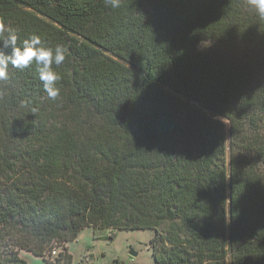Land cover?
I'll use <instances>...</instances> for the list:
<instances>
[{"label": "trees", "instance_id": "obj_1", "mask_svg": "<svg viewBox=\"0 0 264 264\" xmlns=\"http://www.w3.org/2000/svg\"><path fill=\"white\" fill-rule=\"evenodd\" d=\"M0 19L66 49L54 100L35 63L0 81V264H70L87 227L153 230V264H264V20L247 0H0Z\"/></svg>", "mask_w": 264, "mask_h": 264}, {"label": "rangeland", "instance_id": "obj_2", "mask_svg": "<svg viewBox=\"0 0 264 264\" xmlns=\"http://www.w3.org/2000/svg\"><path fill=\"white\" fill-rule=\"evenodd\" d=\"M227 142H229V122L225 120ZM154 232L151 229L118 230L87 227L81 230L74 241L68 242L67 251L71 254L70 264H153L149 240ZM55 247V257L59 251ZM130 250L136 252L130 254ZM20 256L27 264H43L42 258L22 250Z\"/></svg>", "mask_w": 264, "mask_h": 264}, {"label": "clouds", "instance_id": "obj_3", "mask_svg": "<svg viewBox=\"0 0 264 264\" xmlns=\"http://www.w3.org/2000/svg\"><path fill=\"white\" fill-rule=\"evenodd\" d=\"M107 2L113 8L120 6V0ZM247 5L259 19L264 20V0H247ZM65 53L66 49L62 45H57L54 49L46 47L41 37L36 34L21 40L19 29L6 26L4 20L0 19V81L9 79L10 66L25 69L35 63L44 90L48 97L54 100L60 94L57 82L61 76L53 70V65H61L65 60Z\"/></svg>", "mask_w": 264, "mask_h": 264}, {"label": "water", "instance_id": "obj_4", "mask_svg": "<svg viewBox=\"0 0 264 264\" xmlns=\"http://www.w3.org/2000/svg\"><path fill=\"white\" fill-rule=\"evenodd\" d=\"M130 254H132V255H135V254H136V252H135V251H133V250H130Z\"/></svg>", "mask_w": 264, "mask_h": 264}, {"label": "built area", "instance_id": "obj_5", "mask_svg": "<svg viewBox=\"0 0 264 264\" xmlns=\"http://www.w3.org/2000/svg\"><path fill=\"white\" fill-rule=\"evenodd\" d=\"M51 253L55 254L56 253L55 249H53Z\"/></svg>", "mask_w": 264, "mask_h": 264}]
</instances>
